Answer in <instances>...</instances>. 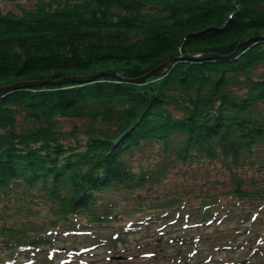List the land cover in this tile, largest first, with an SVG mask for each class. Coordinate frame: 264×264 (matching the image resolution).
Listing matches in <instances>:
<instances>
[{
    "label": "trees",
    "instance_id": "16d2710c",
    "mask_svg": "<svg viewBox=\"0 0 264 264\" xmlns=\"http://www.w3.org/2000/svg\"><path fill=\"white\" fill-rule=\"evenodd\" d=\"M15 7L0 5V86L109 68L119 76L0 92V264H52L60 233L72 234L59 244L69 256L116 248L139 225L208 226L222 214L236 221L221 233L173 236L183 261L170 254L169 264H188L197 237L225 253L194 264H264V38L229 58L181 57L230 54L264 34V0ZM171 173L181 180L159 188ZM163 236L153 249L171 241Z\"/></svg>",
    "mask_w": 264,
    "mask_h": 264
},
{
    "label": "rangeland",
    "instance_id": "374dc122",
    "mask_svg": "<svg viewBox=\"0 0 264 264\" xmlns=\"http://www.w3.org/2000/svg\"><path fill=\"white\" fill-rule=\"evenodd\" d=\"M32 1H36V0H0V5L1 8H3V10H8L13 8V10H17V8L15 7V3H23L24 5H29L32 3ZM64 126H70V124L72 125V121L71 120H64ZM171 177L168 176V178L165 179L164 183L158 187L159 188H168L172 183L174 182H179L180 177L178 175V177H176L177 175H175L174 173H171L170 175ZM224 213V212H223ZM219 219H221L220 221H218V219L212 220L211 223H209L208 226H203L202 224L197 225L196 223H194L193 221L190 222H186V226H184V222H181L180 224H174L172 225L171 223H168L166 226L164 227H158L156 224H151L149 223L148 225L145 224L143 226L140 227H136V229L132 230V231H128L125 235H127V237L125 238L124 241L121 242H117V246L116 248H110L109 246H106L107 244H103V245H97L94 247L87 246V250L85 252H82L78 258L75 257L74 255H70L68 258L63 259V257H66V254H64L66 251L64 250V248H60L61 245L59 244H68L69 240H71V233L68 234H64V233H60L57 235V239H56V243L58 244V246H55L54 249V254H55V260H53L52 264H169L170 260L169 257L170 254H173L174 257H180L178 260L181 263L182 260V256L181 254L177 253L176 250L180 248L181 245H178L177 243H174V239L173 236H180L181 233H183L184 235L189 234L188 231L192 232L191 230H195L196 232H199V234L201 235H210L212 233L218 234L221 233L223 231H221L220 229H222V227L224 226V228H228L230 224H232L234 221H236V219H234V216H228L225 217L223 214L221 215V217H219ZM249 224L248 221H244L243 223H239L241 228H244L245 226L247 227ZM217 225V226H216ZM157 226V228H156ZM244 226V227H243ZM247 229V228H246ZM163 231L164 233V238H171L170 242H167L165 240L161 241L162 246L160 249L157 250L153 249L156 245H154L153 243V239H155V236L157 235V232L159 231ZM248 230H246L245 232L242 233H238L235 236V240L237 242V244H246V235H249ZM87 234V233H86ZM85 232L80 233L78 236H85L86 235ZM88 238V241L93 240L94 237H89L86 236ZM56 238V237H55ZM200 237H197L196 240L197 244L194 245L192 250H189L190 254V261L188 262V264H194V260L195 259H201L204 260L205 257L211 253L210 256L214 257H218L219 255L225 253V251H221L220 250H216L215 248L213 249V251H208V241L205 239L200 240ZM257 239V238H256ZM161 240V238H160ZM260 242H258L259 244H263L264 240H260L258 239ZM157 243V242H156ZM179 244H181L180 242H178ZM195 243V242H194ZM46 247L48 246L47 243H45ZM159 246V245H158ZM183 248H186L187 244H183L182 245ZM244 247L239 246L237 247V249L235 248V250H237L238 253H242L244 251V249H242ZM122 254V255H121ZM40 255V253L38 254ZM123 255H125L126 257H124ZM18 258H20V260H26L24 259L23 255L21 254L20 256H18ZM209 259L206 258L205 260ZM243 261V260H242ZM184 264H187L184 262ZM244 264H254V259L251 258V256H246L245 260H244Z\"/></svg>",
    "mask_w": 264,
    "mask_h": 264
},
{
    "label": "water",
    "instance_id": "95a60500",
    "mask_svg": "<svg viewBox=\"0 0 264 264\" xmlns=\"http://www.w3.org/2000/svg\"><path fill=\"white\" fill-rule=\"evenodd\" d=\"M259 39V38H264V34L262 35H252V36H249L248 38L246 37V39L240 43H238V45H236V48L235 50L230 53V54H217L216 52L215 53H212V52H204V53H187V54H183L181 57H185V58H188V59H202L204 57L206 58H211V57H220V58H229V57H232L234 56L236 53H239L244 47H246V45H248L249 43L255 41L256 39ZM173 60V57L168 59V60H165L164 62L162 61V64L159 65L158 67L156 68H152V70L148 73H146L144 76L142 75L141 77H138V78H134L133 80L135 81H142V79H145V76L146 75H150V74H159L162 69H166L167 67L170 66V61ZM111 74H114V75H118L113 69L109 68V69H99V71H96L94 73H88V74H84V75H69L67 74V76H64L60 79H37L36 80H29V81H22V82H15L14 84H4L2 86H0V92H3L5 91V89H9V88H13V87H18V86H25L26 84L27 85H36V83L38 84H43V83H56L57 81L61 82V81H78L80 80L81 81H88L89 79H93L94 76H97L99 74H104V73H110ZM119 76V75H118Z\"/></svg>",
    "mask_w": 264,
    "mask_h": 264
}]
</instances>
